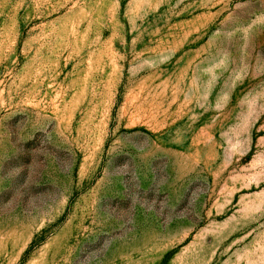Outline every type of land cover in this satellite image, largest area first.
<instances>
[{"label":"rangeland","instance_id":"obj_1","mask_svg":"<svg viewBox=\"0 0 264 264\" xmlns=\"http://www.w3.org/2000/svg\"><path fill=\"white\" fill-rule=\"evenodd\" d=\"M0 264H264V0H0Z\"/></svg>","mask_w":264,"mask_h":264}]
</instances>
